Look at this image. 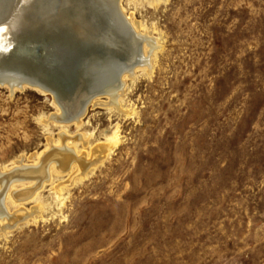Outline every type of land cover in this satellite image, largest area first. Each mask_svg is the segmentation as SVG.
<instances>
[{
	"label": "rangeland",
	"instance_id": "obj_1",
	"mask_svg": "<svg viewBox=\"0 0 264 264\" xmlns=\"http://www.w3.org/2000/svg\"><path fill=\"white\" fill-rule=\"evenodd\" d=\"M120 5L147 64L124 75L118 106L102 96L63 124L52 96L0 87V175L64 136L93 162L53 168L37 193L9 185L2 218H28L0 224V264H264V0Z\"/></svg>",
	"mask_w": 264,
	"mask_h": 264
},
{
	"label": "water",
	"instance_id": "obj_2",
	"mask_svg": "<svg viewBox=\"0 0 264 264\" xmlns=\"http://www.w3.org/2000/svg\"><path fill=\"white\" fill-rule=\"evenodd\" d=\"M42 1H2L5 10L0 15V82L2 76L36 78L35 82L24 84L40 88L56 98L54 102L62 107L80 99L75 114L85 109L87 113L95 95L89 84L92 70L88 69L89 63L84 57L102 56L117 48V42L109 35L106 19L92 23V19L105 12L97 9L92 12L94 0H69L68 3L60 0L55 9L49 8L51 3H44L41 9L38 3Z\"/></svg>",
	"mask_w": 264,
	"mask_h": 264
},
{
	"label": "bare ground",
	"instance_id": "obj_3",
	"mask_svg": "<svg viewBox=\"0 0 264 264\" xmlns=\"http://www.w3.org/2000/svg\"><path fill=\"white\" fill-rule=\"evenodd\" d=\"M0 1H1L0 2V15H1L5 9H4V5H3L4 3H2L3 0H0ZM64 1H65V3L69 2V0H64ZM42 2L38 3V5H40L41 9L43 8L44 3H46V4L51 3V4H49V8L53 7V9H55L54 7L58 8L60 0H51L49 2H48V0H43ZM91 2L93 4L94 8L97 9V11L101 10V11L105 12L104 13L105 15H101V17H98V19H95L94 23L92 21V23L93 24L100 23V19H101V23H102V20L106 19L105 21H107V23H105V24L106 25L108 24L107 29L110 33L109 35L112 36V39H114L117 42V44L115 45V47L117 46V48L114 49V51H111L105 55L102 54V56H86V57H84V60L89 63L90 68H88V69L93 71V72L90 71L92 73V76L89 79V84L91 86L90 89L91 90L93 89V94L95 95V98L90 100V104L91 105H100V103H98V104L96 103V102H99V101H96V98H99L102 96H107L110 100V103L118 106L117 103L120 99L121 93L123 92V88L125 85L124 80H123L124 75L131 76L132 74H134V71L136 68H138L139 66L143 67L147 63H145V60H142V59L138 63H135L132 60V57L134 56V50L128 46V44L125 40L126 39V36H125L126 30L125 29H127V30L129 29L128 28L129 25L130 26L132 25L131 22L130 21L127 22L128 27L125 26L124 24H122V27L120 25V28H118V22H119L118 19L126 21L125 20L126 18L122 15L120 0H103L100 2H96L94 0ZM110 7L112 9H110ZM111 10L113 12H110ZM109 18H111L112 20L108 21ZM105 21H103V22H105ZM78 25H79V23H78ZM72 27H73V30H75L74 26H72ZM80 29L78 28V31L82 33V31H80ZM78 31H77V33H78ZM136 37L139 38V40H140L139 44L141 47L143 44H146V43L150 44V41L147 40L145 37L141 38V37H139L138 34H136ZM124 40H125V42H124ZM140 46L138 48L139 52L141 51ZM118 47L120 49L119 51L117 50ZM1 48H2V46H1ZM113 53L115 55H112V58H111L110 55ZM114 56H116V57H114ZM118 57H120L122 59L121 63H120L121 64L120 68H119L120 64L115 62L118 59ZM125 58H127L128 60L126 59L127 61H125ZM106 62L108 63V65H106ZM110 66H112V70L117 69V73L115 71V72L111 73V75H109V70L107 69V67H110ZM24 76L25 77L17 76V78H15V76H13V77L2 76L3 78H1L2 81L0 82V87L7 88L9 90V92L11 93V95H13L16 91H23L25 89H33V90H37V91L45 94L40 88L30 87V85L24 84V83H26L25 81H31V82L34 81L35 82L36 78H33V80H30L29 76H27V75H24ZM12 80H14V81H12ZM12 82H14V83H12ZM121 86H122V88H120ZM55 99L56 98H54V101H55ZM71 104H72V101H71ZM78 105L79 104H77V106ZM56 106L58 107V109L61 113V115H59L60 113L55 115V118L58 121V123L67 124V123L76 121V123L79 124L81 122V119L86 114V109L81 114H75V112L73 114H70L68 112L67 107H65V106L62 107V106H59L58 104H56ZM65 108H66V110H65ZM71 115H74L75 117H73V119L69 118ZM51 119L54 120L55 122H57L55 119H53V118H51ZM67 119H69V120H67ZM63 140H64V145H62V147L57 148V147L52 146V150L47 155H44L45 153L43 154L44 158L41 160L40 165H37L34 167H28V166H25L21 163V165H22L21 167H16L13 170L8 171L7 173L0 175V184L2 183L0 185L1 186L0 187V189H1L0 190V224H1V226H3L4 228H14L15 223H17L18 221H22V220L26 219L25 218L26 214L23 211H19L12 218L11 217L2 218L1 212L4 209L5 204H6L5 199L7 197V191H8L9 185L16 184V183H25V182L26 183L37 182V185L35 186V188H37L36 189V193H37L43 187L45 182L50 178V175H51L50 172L53 168L56 167L61 172H68V170H70L72 168V166L76 165L78 168L76 174L77 175H85L86 171L93 165V162H88L85 158H83L81 156H77L75 150L72 148H69L66 145V141L69 140L68 137L64 136ZM70 171H73V169H71ZM34 192H35L34 189L29 188V189H26L22 192H16L15 196L17 198L25 197L27 200V198L30 199V197H32L36 194L35 193L33 195Z\"/></svg>",
	"mask_w": 264,
	"mask_h": 264
}]
</instances>
